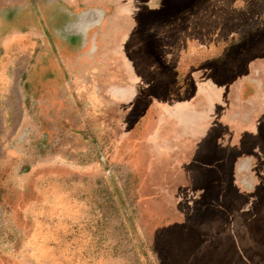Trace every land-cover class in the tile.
<instances>
[{
	"label": "rangeland",
	"instance_id": "374dc122",
	"mask_svg": "<svg viewBox=\"0 0 264 264\" xmlns=\"http://www.w3.org/2000/svg\"><path fill=\"white\" fill-rule=\"evenodd\" d=\"M0 264H264V0H0Z\"/></svg>",
	"mask_w": 264,
	"mask_h": 264
},
{
	"label": "crops",
	"instance_id": "0c3cea01",
	"mask_svg": "<svg viewBox=\"0 0 264 264\" xmlns=\"http://www.w3.org/2000/svg\"><path fill=\"white\" fill-rule=\"evenodd\" d=\"M51 1V0H50ZM67 10L69 9V8H66ZM63 11H66V10H63ZM9 16H10V18L11 19H13L14 17H15V13H13V12H11L10 14H9ZM8 16V17H9Z\"/></svg>",
	"mask_w": 264,
	"mask_h": 264
}]
</instances>
